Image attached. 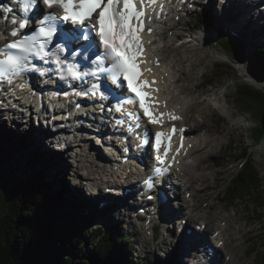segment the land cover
Listing matches in <instances>:
<instances>
[{
	"label": "rangeland",
	"instance_id": "rangeland-1",
	"mask_svg": "<svg viewBox=\"0 0 264 264\" xmlns=\"http://www.w3.org/2000/svg\"><path fill=\"white\" fill-rule=\"evenodd\" d=\"M248 1L250 6L256 2V0H245L244 3ZM241 3H243L241 0H204V2L199 4L200 9L196 11L186 8L183 12H179V14H181L179 16L181 20H179V17L175 16L174 21L178 25L177 31L179 33H184V35L177 39L170 38L169 40H166V43L162 44V46L174 47L181 44L182 41H187L193 37L202 38L204 40L203 43L198 44L199 47H196L197 44H188L187 48H184L185 51L182 50L179 54L175 53L172 56L171 54L168 55H170L171 59L175 57L180 59L182 58V55L183 57L189 56V54L198 55L200 63L193 71L194 77L197 80L193 83L187 84H189L191 89L196 91V95L200 97L201 103L199 107L201 108L193 110L190 113V118H194L193 120H195L196 123L199 121L205 122L207 129L210 131L212 130L209 134L213 137L216 136V131L214 130H216V128L218 129L223 123H227L226 127L229 129V132L224 135L223 144L218 146L219 155L215 152L209 154V162L204 163L202 166L204 168L213 166L215 169H225L224 172L218 175L219 180L215 181V173L212 172V174L209 175V181L207 183L213 182L215 184L214 187L208 191L209 195L207 194L205 197H203V195L198 198L195 197L193 198L195 201H193L191 196L194 192H187L185 187L182 190L183 198L189 202V205H192L191 203L199 204V207H201L200 209L204 213L217 211V213H220L217 217V221L219 219V222L221 219H228L229 216L236 219V217H239L241 214L244 219L248 218L246 221L242 219L239 224L244 230L241 245L236 247V242L231 243L227 249L225 247L224 253L229 260L234 258V253H237L240 258V263L258 264L261 260V254L264 252V209H257L255 205L243 200L230 206L224 200L225 190L227 189L230 179L241 171L245 163H251L258 169L262 175L261 177L263 178L264 185V146L260 145L262 140V142H264V134L257 142L253 141L249 136L252 128L261 125L260 120H258L254 113H246V111H242L240 107L233 103L231 98L238 85L247 83L246 75L259 79V82L256 83L255 87L264 92V71L261 68H258L259 63L254 64L252 62V56L255 55L258 48L264 47V16L256 15L254 17L255 19L250 21L251 18H247L249 17V14L246 13L247 20L238 18V13L241 15ZM235 6H237V9ZM255 8L251 7V12H253ZM196 12L204 13L206 15L204 17L208 19V23H200L197 20ZM234 16L236 19L235 21L234 19L232 20ZM217 32L244 41L245 51L238 57L228 53L220 47L218 36H216ZM170 34L171 32L169 31V36L173 37L171 36L172 34ZM215 49L222 53L223 57L220 58L219 53L214 54L212 50ZM261 64L263 66L264 61H261L260 65ZM216 65L227 66L229 74H226L222 80L215 85L205 87V84L213 74ZM262 77L263 79L260 80ZM182 84L184 83L182 82L181 85ZM183 96L185 97V95ZM183 96L177 97L174 99V102H183L181 99L184 98ZM211 102L217 104L216 108L218 110H214L215 108L211 107ZM202 108L205 110V114L200 112ZM20 125L23 127L21 131L19 130ZM38 130L40 131L41 128L37 126V124H34V126L32 124L31 126V120L26 121V118H19L18 122H15V120L11 121L8 115L3 117L0 112V178H2L4 184L16 187L23 183L27 177L29 178L32 172L42 170L47 181H58L63 175H65L71 182V187H75L73 177L79 176L82 183L78 187L81 189L82 193H85V196L92 199L91 191H94V186H96V184L95 182L89 181V178L93 177V170L92 172H86L85 169H83V165L78 161L80 157L75 148L70 147V149L62 150L59 149L57 145H48V142L45 143L46 139L43 137L44 133L43 135H38V132H35ZM260 151H262V154ZM5 154L8 156L5 157ZM19 155L28 158L29 162L34 164V168L30 169V172L28 173L29 175H22L16 180L10 176L7 177V174L9 170L15 169L17 164L20 163V161L18 162ZM198 156L202 158L201 154L198 153L196 160L199 159H197ZM20 160L22 164H26L23 159ZM78 167H80V169ZM76 171H78V174ZM199 172L200 171L198 170L196 173ZM18 173L21 172L18 171ZM188 178H191V176H188L187 179ZM88 183L89 186H87ZM204 184L206 183H198V191L205 187ZM1 187L2 182L0 181V188ZM103 193H105V189L103 190ZM11 197L12 192L8 193L6 198ZM113 197L114 196L112 195L105 194V196L100 197V200L92 199V203H95L97 212L96 227L103 225L106 228H109V226L114 227L120 223L122 226V234L133 240L135 243L134 255L136 257L138 256L140 259L148 261L149 259L154 258L157 263L165 264L168 259L172 258V264H188L187 262H183L182 259V248L186 245V241L184 237H179V235H181L182 226H184V221L186 222L184 219L180 227V221L182 220L181 217L183 216L179 217V219L178 217H175L173 220L169 218L167 222H170V226H167V229L164 228L160 233L157 232L158 238L155 237L154 234L152 235L153 230L144 234L145 238L139 232L141 227H136V224L139 225L141 222H138L133 218L135 212L133 209L130 211H127V209H123V211L118 209L112 211L107 210L106 213H104V208L110 206V204L105 201L110 202V200H114ZM80 198L82 199V197ZM101 203L107 204L104 207H101ZM209 204L212 206L209 207ZM174 208L176 207L174 206ZM201 220H203V218L198 219L197 222ZM176 221L179 223L176 224ZM197 222L187 227L184 232L186 233L188 230L194 231L195 226L199 227ZM226 222L227 221L224 223ZM180 239H183L184 241L177 243ZM145 240L149 241V248L142 247ZM169 242L172 243V245L169 246ZM254 245H256V251H250L251 246ZM86 252L88 251L86 250ZM184 259L186 260V258Z\"/></svg>",
	"mask_w": 264,
	"mask_h": 264
},
{
	"label": "trees",
	"instance_id": "trees-1",
	"mask_svg": "<svg viewBox=\"0 0 264 264\" xmlns=\"http://www.w3.org/2000/svg\"><path fill=\"white\" fill-rule=\"evenodd\" d=\"M196 15L200 23H208L204 13ZM216 36L220 47L228 53L238 57L245 51L244 41L220 32ZM261 61H264V47H259L252 56V62L259 63L258 68L264 71ZM226 74H229L227 66L216 65L205 87L220 82ZM231 98L242 111L254 113L260 120L261 125L249 133L257 142L264 134V92L244 84L234 90ZM19 161L15 169L8 171L7 177L18 180L34 168L23 155H19ZM261 176L255 166L245 163L230 179L224 200L230 206L243 200L257 209H264ZM11 192L12 197L6 198ZM96 214L92 199L79 187H71L65 175L58 181L49 182L44 172L38 170L16 187L2 184L0 264H160L154 258L145 261L134 255L135 243L122 234L120 223L106 232L96 227ZM250 251H256V245L251 246ZM260 258L258 264H264V252ZM172 263L170 258L165 264Z\"/></svg>",
	"mask_w": 264,
	"mask_h": 264
},
{
	"label": "bare ground",
	"instance_id": "bare-ground-1",
	"mask_svg": "<svg viewBox=\"0 0 264 264\" xmlns=\"http://www.w3.org/2000/svg\"><path fill=\"white\" fill-rule=\"evenodd\" d=\"M252 1V0H250ZM204 2V0H197L196 3L200 4ZM258 0H256L255 4H252V6H250L249 1L241 4L242 6L240 7L241 9V15L240 13L236 12L239 14L238 18L240 19H246L247 18H251V20L255 19L254 17L257 16H264V11H262L261 7L258 6ZM237 4V3H236ZM264 4V2L262 3ZM251 7L255 8L253 12ZM235 8L237 9V6H235ZM198 10V9H197ZM244 12V13H243ZM249 14L246 18L245 14ZM243 14V15H242ZM173 18H175V15H173L172 17V21L169 23L170 28L166 29L164 32L161 31V27H159V31L160 33L157 34L156 36L158 38H160V42L159 44H153L152 46V50L154 52H156L160 59L163 62V67L158 69V78L160 83H162V94L164 96H162V103H164V101H166L168 103V107L175 112V110H178L180 112H177L178 115H182V113H185L186 116H184L185 118V122L184 125H187L190 129V131L188 132L189 134V138L191 143L194 144V149L192 151L188 152L189 157L188 158H184L182 157V162L181 165L178 166V168L181 169V172H177L174 180L179 182L178 187L176 188L177 191V198L175 199L176 203L178 204V206L176 208H174V204H171V201L166 203V209L163 212L162 217H160V222H162L164 224V227L167 229V226H170L169 223L167 222V220L170 218L173 220V218L175 217H181L182 220L180 221V227L181 224L183 223V220L185 219L187 222L188 227L193 225L194 223L197 222L198 219H202L201 221H198L197 223L199 224V227L195 226L194 227V231L191 234H187L184 231H181V235H179L180 238L185 239L186 241V245L182 248V259L183 262H187L189 261V264L191 262V264H198V262L196 261V258L193 259L192 261L188 260V259H184L185 257L189 258L190 254L194 253V249L196 248L197 245L201 244V246H207L209 244L213 245V248L215 249L216 246H218L221 242H224V246L215 249L218 251V257L217 259L211 261L210 264H218V262L220 263V260L222 261L220 264H242L240 263V258L237 255V253H234V258L228 260L227 256L224 253L225 247L227 249V247L230 246L231 243L236 242L237 246L239 247L242 243V236L244 234V230L242 229V227L239 225L241 223V220L244 219V217L242 216V214L239 217L232 218L231 216L225 219H221L219 222V219L217 221V217L219 216L220 213H217V211H209V212H203L199 207V204H194L191 203L192 205H189L185 198H183V188L186 187L187 192H194V194L191 196L192 200L193 198H198L199 196L205 197L209 192L210 189H212L214 187L215 183H207L209 180V175L213 173H215V181L219 180L218 179V175L222 172H224V170H220V169H215V167H202L204 163L209 162L210 160V156L209 154L211 153H216L218 154L219 151V147L221 144H223L224 141V135L225 133L229 132V129L226 127V124L223 123V125H221L220 127H218V129L216 128V136L213 137L211 136V134H209V132H211L210 130L207 129V127L205 126L206 123L203 121H199L196 123L195 120H193L192 118H190V113L195 110L196 108H201L199 107L201 100L200 97L198 95H196V91L191 89V86L187 83H193L195 82L197 79L194 77L193 71L195 70L196 66L200 63V58L198 57V55H191L189 54V56L183 57L178 59L173 58L171 59L170 55L171 54L174 55L179 54L180 51L184 50V48H187L188 44H197L196 47H199L198 44L203 43V39L202 38H197V37H193L191 39H188L187 41H182L181 44H178L177 46H171V47H165V49H161V45L160 44H164L166 43V40H169L170 38H179L180 36L184 35V33H179L178 30V25L177 23L173 22ZM180 19V18H179ZM235 19L232 18V20ZM238 24V23H237ZM169 31L172 32L173 37L169 36ZM257 31V30H256ZM152 39H154V37H152ZM4 44L3 41L0 42V45ZM189 50V48H188ZM212 52L214 54H218L220 55V58L223 57V54L220 53L218 50H212ZM188 63V64H187ZM205 69V68H204ZM247 69V68H246ZM262 78H260V80H262ZM184 83L181 85V83ZM261 82V81H260ZM263 83V82H261ZM211 94V93H210ZM178 95V96H177ZM185 95V97L183 96ZM214 95V94H212ZM210 95V96H212ZM184 97L181 98L183 100V102H174V99H176L177 97ZM186 98V99H185ZM170 103V104H169ZM209 104V103H208ZM211 107L215 108L214 110H216L217 108V104L214 102L210 103ZM33 110V109H32ZM197 110V109H196ZM200 110V109H199ZM218 110V109H217ZM1 111V109H0ZM4 112H6L3 115H8L9 119L11 121L18 122L19 118H21V114H18V112H15L11 107H7V110H5ZM1 112V113H4ZM31 112V110H30ZM182 112V113H181ZM201 113L205 114V110H203V108L200 110ZM22 117H25L26 119L29 118L27 117V115H23ZM65 117V113L59 118L60 120H64ZM247 119V118H246ZM50 120V119H49ZM55 120V126H59L58 122ZM198 121V120H197ZM225 122V121H224ZM50 124L48 123V119L43 118L41 124H40V128L41 130L39 131H35L38 132V135L43 133H49L47 132V130H49V127H45V124ZM208 123V122H207ZM34 126L35 124V120L34 118L31 117V126ZM22 125L19 126V130L21 131L23 129V127H21ZM85 125H82L80 127L84 128ZM96 128V127H95ZM203 128V129H202ZM207 129V130H206ZM210 129V128H209ZM43 131V132H42ZM52 139L48 142L50 144H54L57 146H61L63 141H65L64 139L62 140V136L58 135V133L54 132V131H50ZM82 134H87L86 133H82ZM218 135V136H217ZM88 136L86 135L85 137H82L80 139H87ZM35 139V138H34ZM93 140H78L76 142L70 143V144H66L67 149H70V147L75 148L77 150V153L79 155V163L81 165H83V169H85L86 172H94L93 177L89 178V181L91 182H95L96 186H94L95 190H94V194L97 195L99 194L100 197L105 196V193L101 192H97V186H100V181H103V184H109V186H105L103 188V190L106 188H111V187H115L118 188L117 186H119L118 184H115L113 182V180L115 179V175H116V171L114 169L111 168L110 165V161L107 158V154L102 152L103 155L105 156V158H101V153L100 150L98 148H100V144H96L93 142V144H91L90 142H92ZM263 141V140H262ZM260 142V145L264 146V142ZM34 142V141H33ZM47 143V142H46ZM47 143V144H48ZM102 151V150H101ZM200 153L202 158L200 156L197 157L198 160H196V156L197 154ZM260 153L262 154V151H260ZM208 155V156H207ZM219 155V154H218ZM8 155L5 154V157H7ZM212 156V155H211ZM194 159V160H193ZM189 160H193L192 163L189 162ZM104 161V162H101ZM196 162V163H195ZM80 169V167H78ZM190 170V171H189ZM200 171L199 173H196L197 171ZM230 170V169H228ZM137 174V173H136ZM188 176H191V178H188ZM217 177V178H216ZM214 178V177H213ZM135 183H137V181H135ZM198 183H206L204 184V188L200 191H198ZM102 184V185H103ZM123 186L121 187V189H125L126 187H128V189H132L133 190V194H135L138 190L137 186L135 184H129L127 181L126 183L122 184ZM202 188V186H201ZM203 193V194H201ZM209 195V194H208ZM122 198L120 203L121 205H119L117 208L114 207L113 203H109L113 206H108L107 208L109 209H113V210H121L123 208H127L129 209V204L127 203V200L125 199L126 197H128V195L122 194L120 196ZM172 197V196H171ZM202 197V198H203ZM129 198V197H128ZM197 200V199H196ZM195 201V199L193 200ZM192 202V201H191ZM198 203V202H197ZM188 204V205H187ZM210 205V204H209ZM171 206V207H170ZM212 205H210L209 207H211ZM120 207V208H119ZM136 211V210H134ZM203 212V213H202ZM208 214V215H207ZM134 215L136 216V213H134ZM228 216V215H227ZM136 220L138 222H141L139 225L136 224V227H141L139 232L140 234L144 236V234H146L148 231L153 230V234L155 235V237L158 238V224L156 223V221L153 222V227L149 228L148 226H146V223L149 220V217L144 216L143 214H137L136 216ZM222 218V217H221ZM248 219V218H247ZM247 219H244L245 221ZM156 220V219H154ZM225 221H227L226 223H224ZM179 223L178 221H176V224ZM181 230V229H180ZM227 236V238H226ZM245 237V236H244ZM146 238V237H145ZM147 240V239H146ZM145 243H143L142 247H147L149 248V241H146ZM166 240V239H165ZM164 240V241H165ZM163 241V242H164ZM183 242L184 240L180 239L177 243ZM169 246L172 245V243H168ZM235 250V249H234ZM227 254V253H226ZM184 264V263H183Z\"/></svg>",
	"mask_w": 264,
	"mask_h": 264
},
{
	"label": "snow or ice",
	"instance_id": "snow-or-ice-1",
	"mask_svg": "<svg viewBox=\"0 0 264 264\" xmlns=\"http://www.w3.org/2000/svg\"><path fill=\"white\" fill-rule=\"evenodd\" d=\"M150 2H153V0H150ZM43 3L49 8L59 4L66 13L62 17L64 21H70L74 24L83 26L80 29L73 30V32H70L63 38L65 46L70 47L75 40L80 38V36L88 38V33L91 32V27L98 28L100 42L103 44L105 51L96 55L95 63L97 69L100 71H110L113 74L114 79L123 77L120 86L124 87L126 84L127 90L134 94L135 98H130L128 102L134 103L138 100L139 106L142 109L144 116L148 118L149 123H159L151 110V105L146 103L148 93L142 90L148 86L149 82L147 80L138 82L142 73L137 64V56L143 51V45L141 44L138 33L144 28L142 20L144 13L136 10L134 0H78V9L74 7V0H43ZM34 4H36V0H26L25 11L28 10L29 5ZM121 4L123 5L122 11L119 8V5ZM51 19V16L45 17L46 22ZM93 19H95V24H92L91 27H89V24H91ZM134 20L139 22V26H136L133 23ZM13 23H15V21H13ZM27 24L28 21L23 20L20 23V28H26ZM84 28H88V33L84 32ZM56 31L57 28L55 26L41 27L39 29L40 35L46 37L47 41L51 40L56 34ZM76 32H78L79 35L74 34ZM11 35L15 37L18 33L13 30ZM45 46L46 44L44 43L40 45L41 52H43ZM56 47L60 48L61 46L58 44ZM6 48L9 50H17L23 54L33 52V45L27 37L8 43ZM26 59V55L20 56L6 54L4 59H0V69L5 65L12 67L22 66ZM107 60L112 61L110 69H104L102 67L104 61ZM35 70L43 74L42 70L38 68ZM67 71L72 75L73 79H79L81 75H95L94 72L80 74L74 71L72 67H69ZM9 83H11L10 80ZM162 135L163 133H156L157 151L159 150ZM156 159L160 164H164V160L159 155H157ZM154 171L159 174L167 171V169L157 167ZM148 187H152L151 181L148 182ZM149 199H151V197H149Z\"/></svg>",
	"mask_w": 264,
	"mask_h": 264
},
{
	"label": "water",
	"instance_id": "water-1",
	"mask_svg": "<svg viewBox=\"0 0 264 264\" xmlns=\"http://www.w3.org/2000/svg\"><path fill=\"white\" fill-rule=\"evenodd\" d=\"M248 72V71H247ZM249 73V72H248ZM246 82L247 83H245V85H247V86H251V87H253V88H255V89H258L257 87H255V85H256V83L257 82H259V79H256V78H252L251 76H247L246 75ZM244 85V84H243ZM239 86H241V85H238L237 87H236V89L239 87ZM249 113V112H248ZM257 117V116H256ZM2 178H0V181L2 182V184H4V182L1 180Z\"/></svg>",
	"mask_w": 264,
	"mask_h": 264
}]
</instances>
